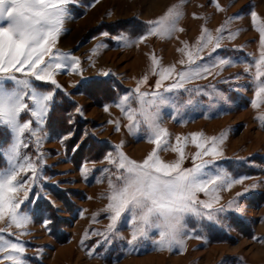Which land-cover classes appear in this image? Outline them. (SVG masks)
I'll return each mask as SVG.
<instances>
[{
  "label": "snow or ice",
  "instance_id": "obj_1",
  "mask_svg": "<svg viewBox=\"0 0 264 264\" xmlns=\"http://www.w3.org/2000/svg\"><path fill=\"white\" fill-rule=\"evenodd\" d=\"M72 2L0 0V128L6 129L10 137L6 147L0 143V153L6 159V164L0 166V222L4 225L0 227V261L5 264H30L26 258L27 243L22 237L32 231L29 226L34 222V215L40 211L36 202L44 196L55 205L42 183L49 181L50 177L44 174L47 167L46 153L41 149L48 138L45 123L56 101L57 91L71 96L57 79V73H77L80 79L69 83L80 88L105 87L104 81L85 76L81 57L71 50L57 47L61 34L66 31L65 21L71 18L69 4ZM185 2L176 0L160 15L145 21L146 27L142 34L133 37L122 32L113 39L122 46L131 47L147 42L150 36L172 38L176 32L184 31L180 21L185 15ZM211 2L217 11H225L226 7L231 6V3L222 5L220 0ZM192 15L205 14L194 12ZM242 15L241 12L226 17L215 29V34L206 24L202 25L195 44L189 45L184 41L183 46L177 49L186 57L179 60L184 65L179 70L175 63L164 65L160 56L155 52L149 53V72L157 76L155 89L141 90L149 78V72H145L133 88L103 105L107 112L114 103L126 120L124 123L117 117L106 121L114 125L116 132H120L123 127L127 133L138 139L146 138L154 146L142 159L137 160L124 151V140L119 143L110 141L114 150L104 154L103 160L107 161V165L101 169L102 175L96 178L97 182L107 178V188L101 193L107 203L103 209L92 213L93 221L101 212L107 214L108 224L103 230H84L80 244L89 255L94 253L97 246L110 245L116 238L125 241L128 251H137L144 241H151L159 250L176 249L184 252L189 239H206L201 230L203 221L223 225L221 214L234 207L242 211L237 198L250 188H255L256 182L242 188L227 205L219 203L222 189H231L235 184L250 179L245 175L235 176L217 164L219 159H227L223 144L230 129L222 130L219 135H206L203 131L176 133L173 138V134L162 123V109L172 108L171 114L175 118L181 110L199 103L195 94L203 93L205 87L211 89L207 95L215 101L210 103L209 111H221V102L225 105L228 103L223 91L211 84L185 85L191 80L212 75V69H218L216 75H219L224 67L237 63L245 65L244 72L252 79L254 95L251 105L254 108L264 105V16L254 8L250 11L252 25L259 32L260 53L259 56L248 54L252 56V63L243 57L216 54L217 50L226 47L222 41L234 40L240 34L242 29L232 28L231 22L242 19ZM101 35L107 37L110 34L105 31ZM100 47L98 43L90 51L95 53ZM231 47L243 49L244 45ZM87 59L91 60L92 57ZM110 75L116 74L111 69H100L98 72V76ZM230 79L239 80L240 73L231 74ZM166 80L172 82L161 87ZM182 93H187L188 98L183 99ZM74 112L83 116V108L78 102ZM256 118L264 126V111H258ZM72 135L73 132L68 131L60 139L63 142ZM188 143L195 145L196 151L190 154L193 161L191 167H184L183 161L188 158L185 150ZM29 146H32L34 154L28 151ZM76 147L79 145H75L73 151ZM169 149L177 154L173 160H165L160 155ZM86 164L81 166L85 179L90 172ZM54 183L59 184V181ZM200 193H203L204 198H201ZM79 214L83 216L84 209ZM125 216L128 217L130 228L127 236L119 230L120 221ZM191 221L196 226H191ZM42 224L48 231L52 230L51 219L42 218ZM92 233L101 239L88 247L85 241ZM39 254L38 251L36 255Z\"/></svg>",
  "mask_w": 264,
  "mask_h": 264
},
{
  "label": "rangeland",
  "instance_id": "obj_2",
  "mask_svg": "<svg viewBox=\"0 0 264 264\" xmlns=\"http://www.w3.org/2000/svg\"><path fill=\"white\" fill-rule=\"evenodd\" d=\"M174 3L176 0H73L69 4L71 18L65 21L66 31L61 34L57 47L71 50L81 57L85 76L104 81L105 87L80 88L69 83L80 79L77 73H57V79L71 96L57 91L56 101L45 123L48 138L43 142L41 151L46 153L44 174L50 180L42 183L55 205L44 196L36 202L40 211L34 215V222L29 226L32 231L22 237L27 243L26 258L30 264H264V126L256 118L258 111H264V105L260 108L251 105L254 85L251 77L244 72L243 63L224 67L219 75H216L218 69H212V75L191 80L185 85L211 84L223 91L228 103L225 105L221 102V111H209L210 103L215 101L207 95L211 91L207 87L203 93L195 94L199 103L181 110L175 118L171 114L172 108L162 109V123L173 138L176 133L203 131L206 135H219L222 130L230 129L223 144L227 159H219L217 164L235 176L245 175L250 179L235 184L231 189H222L219 203L227 205L242 188L256 182L255 188H250L237 198L242 211L234 207L221 214L223 225L203 221L201 230L206 239H189L184 252L159 250L151 241H144L137 251H128L125 241L116 238L110 245L97 246L94 253L89 255L80 244L86 228L103 230L108 224V216L104 212L95 221L92 219V213L103 209L107 203L106 198L101 196L107 188V178L103 182L96 179L107 165V161L103 160L104 154L114 150L113 143L124 140V151L133 159L140 160L154 146L146 138L138 139L127 133L123 127L116 132L114 125L106 121L120 117L126 123L125 118L114 103L110 111L106 112L103 107L119 94L133 88L139 77L149 72V53L155 52L164 65L175 63L179 70L184 67L179 60L186 57L177 49L183 46L184 41L189 45L195 44L201 26L205 24L215 34V29L226 17L242 12V19L231 22L232 28L242 31L234 40L222 41L226 47L217 50L216 54L243 57L249 63L253 62L249 53L254 56L260 54L259 32L252 25L250 11L254 8L264 16V0H220L225 6L231 3L225 11H217L211 0H186L185 15L180 21L184 31L176 32L172 38L150 36L147 42L131 47L122 46L113 39L122 32L133 37L142 34L145 21L160 15ZM194 12L205 15L194 17ZM105 31L110 35L102 36L101 33ZM98 43L101 45L99 50L95 53L90 51ZM231 45H244V48L233 49ZM204 51L207 53L208 50ZM89 56L91 60L87 59ZM100 69H111L116 75L98 76ZM234 73H240L239 80L230 79ZM156 79L157 76L149 72L148 81L141 86V90H154ZM170 82L163 81L161 87ZM182 98L187 99L188 94L182 93ZM76 102L82 106L83 116L74 112ZM68 131H72L73 135L62 142L60 137ZM0 135L3 136L0 138L7 140L5 145L2 144L6 147L10 137L7 133L3 135V132ZM75 145L79 147L73 151ZM185 150L188 158L183 161V166L191 167L193 161L190 154L196 151V146L188 143ZM28 151L34 154L32 146ZM160 155L165 160L177 157L171 149ZM3 160L6 164L5 157ZM85 162L90 169L86 179L81 172ZM54 181H59V184ZM199 195L204 198L203 193ZM81 209H84L83 216L79 214ZM42 218L53 221L51 231L43 226ZM190 224L196 226L194 221ZM3 226V222H0V227ZM119 230L125 236L130 233L128 217L122 218ZM254 236L257 239H253ZM97 239L101 237L92 233L85 244L91 247ZM38 251L40 254L36 255ZM0 264L5 262L0 261Z\"/></svg>",
  "mask_w": 264,
  "mask_h": 264
},
{
  "label": "trees",
  "instance_id": "obj_3",
  "mask_svg": "<svg viewBox=\"0 0 264 264\" xmlns=\"http://www.w3.org/2000/svg\"><path fill=\"white\" fill-rule=\"evenodd\" d=\"M1 132H3V135H4V134L7 133V130L6 129H0V134H1ZM7 135H8V133H7ZM0 136L3 137L2 135H0ZM4 139L0 138V142H2L3 145H5V143L7 141V140H4ZM3 157L4 156L0 153V161L3 160ZM3 165H5L4 160L2 162H0V166H3Z\"/></svg>",
  "mask_w": 264,
  "mask_h": 264
}]
</instances>
